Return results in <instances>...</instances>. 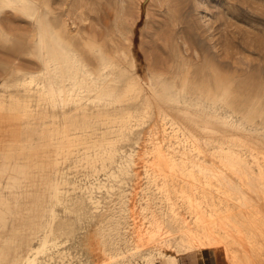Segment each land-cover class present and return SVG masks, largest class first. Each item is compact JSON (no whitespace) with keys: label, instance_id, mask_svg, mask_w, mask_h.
Returning <instances> with one entry per match:
<instances>
[{"label":"rangeland","instance_id":"rangeland-1","mask_svg":"<svg viewBox=\"0 0 264 264\" xmlns=\"http://www.w3.org/2000/svg\"><path fill=\"white\" fill-rule=\"evenodd\" d=\"M140 1L0 0V94L28 106L0 111L7 180L25 169L0 264L50 228L36 264H179L202 249L264 264V0H149L139 19ZM40 34L47 49L111 65L113 96L77 83L90 89L68 120L59 100L35 96L47 86ZM132 57L154 99L123 94Z\"/></svg>","mask_w":264,"mask_h":264},{"label":"bare ground","instance_id":"bare-ground-1","mask_svg":"<svg viewBox=\"0 0 264 264\" xmlns=\"http://www.w3.org/2000/svg\"><path fill=\"white\" fill-rule=\"evenodd\" d=\"M4 1L5 3L12 5V4H15L16 3V0H2ZM139 19H142L143 18V13H146L147 11V4L149 3V0H146V1H143L141 0L139 2ZM8 6V5H7ZM37 13V12H36ZM145 15V14H144ZM36 17V15H35ZM136 25V24H134ZM138 28V27H137ZM39 31V30H38ZM42 31V30H41ZM120 31V30H119ZM41 33V32H40ZM47 33V32H46ZM43 36L40 34L39 35V39H38V57L40 59V61L44 64V69L46 70L45 71V78L47 80V86L46 87H40V88H37L36 89V92L35 93H38L37 95L35 96H38V98L40 99L41 97H44L45 94H47V96L49 97V100L51 102V107H53V109L56 107V101L59 100L61 102V109H62V112H63V119H67L68 120V117L69 115L67 114V104H70V101L72 102H75L76 103V109L77 107L81 106V102H80V99H78L76 96H79L78 95V90H80L81 88L83 89V91H87V93L89 92L88 91V88L90 85H88L87 87H82V86H79L76 85L77 83H81V84H84L86 85L89 81L92 83V86L93 84H101L100 86L96 87L95 85V88H93L94 93L95 92H100V94L104 92L106 96L107 95V92L110 91L109 89H107L106 87V84H105V80L104 79L106 76H108L107 78H110L112 74H115L113 71H109L108 69L110 68L111 65H107V64H96V68L95 66L92 65V62L93 60L92 59H79L76 55L75 52H70V51H67L65 52L64 49L62 48H59V50H63L64 52H60L59 50L56 49V46L52 45L53 43H50V50H49V46H48V49H47V45L46 43L44 42L45 40H43ZM53 42V41H51ZM56 44V43H55ZM130 44V43H129ZM58 45V44H56ZM59 46V45H58ZM55 47V48H54ZM58 48V47H57ZM53 50V51H52ZM58 51V52H57ZM60 52V53H59ZM122 52V51H121ZM78 54V53H77ZM122 54V53H121ZM128 56V55H127ZM126 56V57H127ZM132 56V55H131ZM80 57V56H79ZM100 60V59H99ZM103 60V59H102ZM138 60V59H137ZM98 62V61H97ZM103 62V61H102ZM135 59L134 57H132V69H133V73H132V76L127 79V81L124 83V92L123 94H126L127 92L131 93L132 94V91H136L135 94L137 97H144V98H147V99H154L153 97H156L158 96L160 93H162L161 91H158V90H155L154 88L152 87H149L150 85H148L146 88H148L147 91H144L143 89V83L144 81L143 80H146L145 82H147L149 84V79H147V73H145L143 76H141L137 71H136V63H135ZM106 63V62H105ZM142 63V62H141ZM100 65V67H99ZM141 66V65H140ZM109 67V68H108ZM130 68V70H132ZM108 73V75H107ZM163 73V72H162ZM121 75V74H120ZM158 76V75H157ZM161 76V75H160ZM121 77V76H120ZM119 77V79H120ZM111 79L115 82H119V79L118 77H114V79L111 77ZM185 79V78H184ZM175 80V79H174ZM33 81V77H30L29 78V81L27 82H24L22 83L20 86H22L24 88V91L27 93L25 97H28L30 98L31 94V89L29 88L31 82ZM114 82V83H115ZM58 84L55 86V84ZM107 83V82H106ZM38 85V83H36ZM108 85L110 86V84L108 83ZM135 85H137V89H134L135 88ZM160 85V84H159ZM69 86V87H67ZM156 86V85H155ZM41 89V90H40ZM90 89V88H89ZM107 89V91H106ZM111 90H117L116 89V86H112V88L110 87ZM123 89V88H122ZM181 90V88H180ZM92 91V90H91ZM83 93V92H82ZM111 95H112V91H110ZM129 93V94H130ZM98 93L95 94V96L97 95ZM99 94V95H100ZM109 94V93H108ZM117 94V93H116ZM123 94H121V97H123ZM76 95V96H75ZM99 95H97L98 97H100ZM119 95V94H118ZM117 95V96H118ZM128 95V94H127ZM188 95V94H187ZM34 96V97H35ZM96 96V97H97ZM113 96V95H112ZM116 96V97H117ZM126 96V95H125ZM161 96V95H160ZM163 96V95H162ZM75 97L77 99H75ZM116 97H115V100H116ZM119 97V96H118ZM12 98V100H14L15 98L14 97H10ZM14 98V99H13ZM21 98V102L22 101V98L23 97H20ZM101 98V97H100ZM108 98V97H107ZM120 98V97H119ZM160 98V97H159ZM24 99V98H23ZM42 99V98H41ZM44 99V98H43ZM137 99V98H136ZM157 99V98H156ZM10 100V99H9ZM20 100V99H19ZM18 100V96L16 98V101H15V104L13 105H8L6 107V102L5 100L3 99V95L0 94V111H3L4 108L6 107L7 110H10V111H14L16 109H18L22 104H19L21 103L20 101ZM27 100V98H26ZM37 100V99H36ZM134 100V98H133ZM160 100V99H159ZM166 100V99H165ZM148 101V100H147ZM25 102V101H24ZM23 102V104H24ZM69 102V103H68ZM179 102V101H178ZM9 103V102H7ZM13 103V102H12ZM6 104V105H5ZM168 104V102L166 103ZM179 104V103H178ZM177 104V105H178ZM26 105V103H25ZM158 105V104H157ZM27 106V105H26ZM26 106H21L22 108H24V112H25V108ZM147 106V105H146ZM164 106V105H163ZM28 107V106H27ZM159 107V106H158ZM168 108V107H167ZM60 109V110H61ZM160 109H162L160 107ZM176 110V108H173ZM214 109V108H213ZM179 110V108H178ZM185 110H182V112H184ZM187 111V110H186ZM185 111V112H186ZM220 111V110H219ZM173 112V111H172ZM177 112V111H176ZM181 112V110H180ZM203 116V115H202ZM211 117V116H210ZM9 118V117H8ZM73 119V118H72ZM75 120V118H74ZM192 120V119H191ZM223 120H226L225 118ZM67 121H65L66 123ZM74 122V121H73ZM73 122H67V123H71V125L73 124ZM76 123V122H75ZM209 123V122H208ZM228 123V122H226ZM230 123H228L229 125ZM70 125V124H69ZM67 126V125H66ZM73 126V125H72ZM68 127V126H67ZM69 128V127H68ZM68 128H65L63 127V130H61V132H65L66 133V129L69 130ZM239 128V127H238ZM57 130V128H56ZM237 130V129H236ZM244 130V129H243ZM50 131V130H49ZM56 132V131H55ZM58 132V131H57ZM57 132L55 134H57ZM60 132V131H59ZM52 134V132L50 131V135ZM239 134V133H238ZM49 135V134H48ZM41 137V136H40ZM51 137V136H50ZM66 137V135H65ZM43 138V137H42ZM61 139L63 137H60ZM48 139V138H47ZM60 139V141H61ZM65 139V138H63ZM67 139V138H66ZM65 139V140H66ZM43 140V139H42ZM50 140V138H49ZM45 141V140H44ZM43 144V142H42ZM50 142H46L44 143V145H49ZM59 144V142H58ZM58 144L56 146H58ZM103 144V143H102ZM61 144H59L60 146ZM98 145V144H97ZM43 146V145H42ZM38 148V147H37ZM59 147H57L58 149ZM62 148V147H61ZM223 150V149H222ZM9 151V150H8ZM11 151V150H10ZM30 151V150H29ZM40 151V150H39ZM225 151V150H224ZM19 152V151H18ZM228 152V151H227ZM237 152V151H235ZM29 153V152H28ZM23 154V153H22ZM59 154V153H58ZM45 155V154H44ZM234 155V154H233ZM19 156V155H18ZM37 156V155H35ZM9 157V156H8ZM160 157V156H159ZM13 158V157H11ZM9 157V160L11 159ZM27 158V157H26ZM28 159V158H27ZM26 160V159H25ZM32 160V159H31ZM30 160V161H31ZM7 161V160H6ZM14 161V159H13ZM16 162V161H15ZM10 163V161L8 162ZM48 163V162H47ZM56 163V162H55ZM15 164V163H14ZM31 164V163H30ZM42 164V163H41ZM7 165V164H6ZM34 165V164H33ZM44 165V164H43ZM39 166V165H38ZM46 167V166H45ZM28 168V167H27ZM43 171V170H42ZM28 172V171H27ZM26 172V174H27ZM11 176V175H10ZM26 178V177H25ZM46 182V181H45ZM52 183V182H51ZM56 183V182H53V184ZM57 184V183H56ZM54 188L55 191H57V185H53L51 186V188ZM50 188V187H49ZM54 190L52 191V193L54 192ZM56 193V192H55ZM55 195V194H53ZM52 195V197H53ZM56 198V197H55ZM91 198V197H90ZM53 199V198H52ZM61 199V198H59ZM92 203H94V201L92 200L91 201ZM59 230V229H58ZM68 230V229H67ZM54 233V229L53 228H50L49 229V233H47L45 236H43L39 242V245L36 246V247H29L30 249H27V252L26 254H24V256L21 258L20 262L18 264H36V257H37V254H39L40 252H43L44 249L47 247V245L49 244V241L50 239H48L49 235ZM182 234V233H181ZM187 234V233H186ZM194 234V233H193ZM200 236V234H199ZM203 236V235H202ZM150 238V237H149ZM52 243H55V241L52 240ZM223 246V245H222ZM201 247V246H200ZM192 249V248H191ZM194 250V248H193ZM190 251V250H189ZM3 252V251H2ZM123 254V253H122ZM117 255V254H116ZM1 256V255H0ZM3 256V255H2ZM149 258V257H147ZM149 261V260H148ZM150 262V261H149ZM148 264V263H147Z\"/></svg>","mask_w":264,"mask_h":264},{"label":"crops","instance_id":"crops-1","mask_svg":"<svg viewBox=\"0 0 264 264\" xmlns=\"http://www.w3.org/2000/svg\"><path fill=\"white\" fill-rule=\"evenodd\" d=\"M20 172L11 175L7 180L6 174V154L0 153V234L6 228L7 212L10 211L12 198L21 190L22 178L25 174V169L19 163ZM6 193L9 196H6ZM10 197V198H9ZM178 264L175 259V263ZM179 264H222L219 253L213 249H202L186 253Z\"/></svg>","mask_w":264,"mask_h":264}]
</instances>
